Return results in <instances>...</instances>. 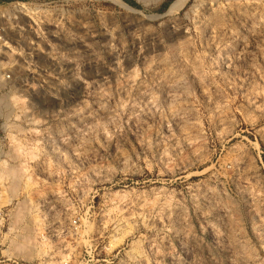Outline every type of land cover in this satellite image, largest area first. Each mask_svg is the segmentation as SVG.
Segmentation results:
<instances>
[{
  "label": "rangeland",
  "instance_id": "rangeland-1",
  "mask_svg": "<svg viewBox=\"0 0 264 264\" xmlns=\"http://www.w3.org/2000/svg\"><path fill=\"white\" fill-rule=\"evenodd\" d=\"M120 1L0 0V264H264V0Z\"/></svg>",
  "mask_w": 264,
  "mask_h": 264
},
{
  "label": "built area",
  "instance_id": "built-area-1",
  "mask_svg": "<svg viewBox=\"0 0 264 264\" xmlns=\"http://www.w3.org/2000/svg\"><path fill=\"white\" fill-rule=\"evenodd\" d=\"M34 4L30 2H12L7 4L8 10L5 11L6 17L0 12V44L9 48H21L24 45L20 39H16V34L25 32V28L29 30L30 22L32 23ZM45 9H50V4H44ZM5 23V25H4ZM27 23V24H26ZM7 30V31H6ZM3 212L0 208V222L3 219Z\"/></svg>",
  "mask_w": 264,
  "mask_h": 264
},
{
  "label": "bare ground",
  "instance_id": "bare-ground-1",
  "mask_svg": "<svg viewBox=\"0 0 264 264\" xmlns=\"http://www.w3.org/2000/svg\"><path fill=\"white\" fill-rule=\"evenodd\" d=\"M113 1H115L116 3H119V4H121V5H124L120 0H113ZM182 2H183V0H177L176 2H174V3L172 4V6H171L169 9H170V10H174V9H176V8H179V6L182 4ZM5 104H6V103H5ZM11 172H12V171H11ZM11 172H10V173H11ZM14 172H15V171H14ZM10 173H9V174H10ZM7 176H8V175H7ZM11 177L13 178V175H12ZM14 177H15V175H14ZM13 180H14V178H13ZM14 182H15V181H14ZM16 182H17V181H16ZM14 184H16V183H13V185H14ZM11 185H12V183H11ZM11 185H10V186H11ZM13 185H12V187H10V189H11L10 191H12V189H13V187H14ZM15 186H16V185H15ZM14 188H15V187H14ZM13 191H14V190H13ZM14 192H15V191H14ZM23 240H24V239H23ZM23 242H24V241H23ZM26 242L28 243V241H26ZM19 245H20L21 248L24 247V245H23V246H21V244H19ZM16 246H17V245H16ZM21 248H20V249H21Z\"/></svg>",
  "mask_w": 264,
  "mask_h": 264
},
{
  "label": "water",
  "instance_id": "water-1",
  "mask_svg": "<svg viewBox=\"0 0 264 264\" xmlns=\"http://www.w3.org/2000/svg\"><path fill=\"white\" fill-rule=\"evenodd\" d=\"M123 2V1H122ZM124 3V2H123ZM125 4V3H124ZM128 6V5H127ZM129 7V6H128Z\"/></svg>",
  "mask_w": 264,
  "mask_h": 264
},
{
  "label": "trees",
  "instance_id": "trees-1",
  "mask_svg": "<svg viewBox=\"0 0 264 264\" xmlns=\"http://www.w3.org/2000/svg\"><path fill=\"white\" fill-rule=\"evenodd\" d=\"M126 1H129V0H126Z\"/></svg>",
  "mask_w": 264,
  "mask_h": 264
}]
</instances>
